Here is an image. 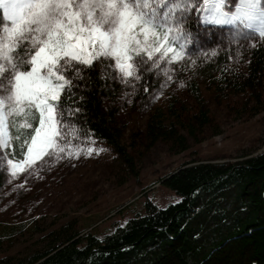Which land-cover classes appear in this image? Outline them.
Instances as JSON below:
<instances>
[{
    "label": "trees",
    "instance_id": "obj_1",
    "mask_svg": "<svg viewBox=\"0 0 264 264\" xmlns=\"http://www.w3.org/2000/svg\"><path fill=\"white\" fill-rule=\"evenodd\" d=\"M147 63L149 70L141 73L140 81L122 82V74L99 65L74 80L73 84L84 87L74 89L75 97L62 99L76 101L81 111L74 124L61 129L63 137L57 139L55 149L69 155L102 147L128 177L137 178L136 145L122 143L128 130L122 116L148 113L144 145L163 143L177 154L188 150L187 138L194 137L197 128L210 123L198 81L212 88L215 97L230 93L257 105L261 102L264 38L259 35L219 38L203 47L190 44L178 60L166 65ZM137 70L134 67L133 73ZM167 77L173 82L188 80L194 109L178 106L170 95L164 106L149 110ZM22 120L33 128L8 125L10 145L0 149L6 158L11 153L13 162L25 158L38 115ZM2 182L0 171V187ZM156 183L179 201L159 208L145 199L143 214L114 224L102 238L94 229L87 231L89 227L77 218L51 228H41L37 220L0 223V264H264V152L235 162H185ZM24 232L31 241L20 242Z\"/></svg>",
    "mask_w": 264,
    "mask_h": 264
},
{
    "label": "rangeland",
    "instance_id": "obj_2",
    "mask_svg": "<svg viewBox=\"0 0 264 264\" xmlns=\"http://www.w3.org/2000/svg\"><path fill=\"white\" fill-rule=\"evenodd\" d=\"M180 2L175 0L176 5ZM191 2L194 7L187 9L181 25L187 38L177 41L173 46L175 52L154 51L152 60L156 64L180 59L190 44L203 47L219 38L235 35L252 38L258 35L255 27L245 28L239 22L211 23L212 0H208L207 4L205 0ZM237 2L227 0L225 10L235 11ZM158 3L159 0H150V5ZM188 3L189 0H184V4ZM261 7H264V0ZM173 38L175 30L170 39ZM164 43L168 41H162L158 47L163 48ZM197 84L203 104L209 110L210 123L197 128L194 137L187 138L188 150L182 153H170L169 147L163 143H157L151 148L144 145L147 140L143 130L148 113L122 116L128 129L122 143L127 147L133 142L136 145L134 154L137 178L128 177L122 166L113 160L111 153L97 146L72 151L69 155L58 152L55 147L49 148L38 159L25 155L22 161L13 162L20 167L11 171L5 158L0 162V171L3 172L0 223H29L37 220L41 228H51L54 226L52 224L77 218L89 227L87 231L94 229L102 238L112 231L114 224L122 225L128 218L143 214L145 199L159 208L178 202V197L156 182L183 163L235 162L264 152V84L259 105L228 92L225 97H215L212 88L201 81ZM170 95L178 100V106L194 109L195 102L189 93L188 80L173 82L171 77H167L161 93L155 95L149 110L153 112L157 107L164 106ZM22 117H17L15 124L9 117L7 125L24 126ZM6 132L10 139L8 126ZM135 132H138V137ZM91 224L95 225L90 228ZM29 238L28 233L24 232L20 242L31 241Z\"/></svg>",
    "mask_w": 264,
    "mask_h": 264
},
{
    "label": "snow or ice",
    "instance_id": "obj_3",
    "mask_svg": "<svg viewBox=\"0 0 264 264\" xmlns=\"http://www.w3.org/2000/svg\"><path fill=\"white\" fill-rule=\"evenodd\" d=\"M226 3L212 0L211 23L239 22L245 28L255 27L264 38L262 0H238L232 12L225 10ZM190 7H194L191 0L179 5L175 0L151 5L150 0H0L6 22L0 25V149L10 145L7 119L15 124L21 115L27 119L38 115V124L29 133L27 157L38 159L47 149L58 148L61 129L74 124L81 111L76 101L62 99L75 97L74 89L84 87L73 81L98 65L122 74V82L140 81L141 73L149 70L147 62L155 63L154 51L175 52L177 41L187 38L181 25ZM174 30L175 38L170 39ZM162 41L168 43L159 48ZM24 128L33 126L25 123ZM5 158L0 151V162ZM6 162L10 171L20 167L14 165L11 153Z\"/></svg>",
    "mask_w": 264,
    "mask_h": 264
}]
</instances>
